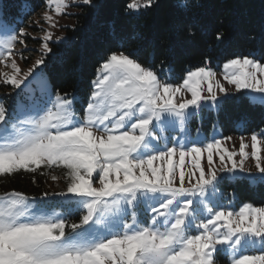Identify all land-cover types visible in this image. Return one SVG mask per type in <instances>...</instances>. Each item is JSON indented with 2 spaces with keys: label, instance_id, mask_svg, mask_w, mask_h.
Segmentation results:
<instances>
[{
  "label": "snow or ice",
  "instance_id": "6c2138e0",
  "mask_svg": "<svg viewBox=\"0 0 264 264\" xmlns=\"http://www.w3.org/2000/svg\"><path fill=\"white\" fill-rule=\"evenodd\" d=\"M77 3L99 6L47 0L56 16ZM155 6L157 0H129L124 11L138 16ZM42 19L40 58L26 70L17 62L27 63L26 54L16 51L28 47L26 30L0 21V84L15 92L0 99V177L29 173L36 183L44 176L60 190L0 193V264H264V207L229 209L218 194L226 178L218 173L251 176L249 160L264 181V129L251 134V144L241 135L238 150L227 146L232 136L201 144L185 130L235 93L259 94L264 103V53L228 59L223 82L206 56L173 83L155 61L146 64L121 43L97 62L85 98L50 87L45 61L56 55L51 43L65 38L53 39L51 29L61 26L48 11ZM188 34L195 35L191 27ZM225 38L217 31V46Z\"/></svg>",
  "mask_w": 264,
  "mask_h": 264
},
{
  "label": "trees",
  "instance_id": "16d2710c",
  "mask_svg": "<svg viewBox=\"0 0 264 264\" xmlns=\"http://www.w3.org/2000/svg\"><path fill=\"white\" fill-rule=\"evenodd\" d=\"M128 2L94 0L98 7H76L74 26L67 28L64 40L51 43L56 55L45 61L52 89L76 90L86 98L97 62L121 43L138 51L146 64L155 61L152 66L175 82L182 81L187 70L203 66L206 56L216 69L237 55L254 52L259 58L264 53V0H199L198 6L190 0L194 6L187 10L178 8L177 0H157L158 6L138 16L125 15ZM46 5L47 0H0L1 17L21 28ZM189 27L195 35L188 34ZM220 30L226 38L217 46L215 34ZM250 35L257 39L249 40ZM163 56L169 60L161 66ZM219 117L225 135L237 133V124L242 134H252L264 128V105L241 93L220 107ZM231 188L240 201L264 207V182L238 180Z\"/></svg>",
  "mask_w": 264,
  "mask_h": 264
},
{
  "label": "rangeland",
  "instance_id": "374dc122",
  "mask_svg": "<svg viewBox=\"0 0 264 264\" xmlns=\"http://www.w3.org/2000/svg\"><path fill=\"white\" fill-rule=\"evenodd\" d=\"M79 5H83L82 3H77L72 5L71 7H69L66 10V15L64 16H56L54 9H49L48 6L46 5V9L42 11V13L38 16H36L29 24L28 26H24L21 28H24L27 32V35L24 37V39L27 41V48H22V46H20L19 44L17 45L16 51L20 52L23 51L26 56H27V63L25 61H22L19 59V57H17V62L20 65V67L22 69H25L29 66L30 63L34 62L36 59L40 58V52H39V48H40V37L42 35L41 31H40V27H44L47 28V25L45 24L44 20L42 19L45 11H48L49 15H52L53 18L55 20L58 21L59 25L61 27L57 28V29H51V31H53L54 33V37L53 39L55 40L56 37L59 36H63L64 38H66V30L67 28H72L74 26V21L71 18L74 14L77 13V9L76 7ZM70 14V15H69ZM3 18L1 17V12H0V21H2ZM37 22H39V26L37 24ZM14 26L16 28H18V25L13 23ZM65 29V32H64ZM33 37H36L35 39H33ZM2 67V66H0ZM7 71H10V69H5ZM213 70H215L217 72V79H220L223 82V65L219 68H216ZM37 71H39V69H37ZM166 78L169 79L171 82L173 83H180V82H175L172 80L171 76L169 74H166ZM48 82L50 85V81L48 78ZM230 91H232V86L230 85H226ZM36 85H33V88H35ZM51 87V85H50ZM206 87V85H205ZM12 91L11 88L4 86L3 84H0V99L5 98V93ZM244 94L246 97L249 98V100L252 103H257V104H263L259 98V94L256 93H251V92H240V93H235V95L238 94ZM190 98V94H187ZM12 96H15V92L12 91ZM253 97H256L255 99H253ZM6 102L8 104H12V97H7ZM219 112H220V107L216 108V107H212L206 111H204L203 113H198L197 116L195 117L194 120L189 121L186 125H185V130H190V136H189V140L193 141V142H197V143H207V142H211L213 140V138L215 139H220L223 137H226L227 135H225L223 133V130L220 126V117H219ZM178 127V125H177ZM196 128H199V134L196 132ZM236 129H237V133H234L233 135H230L233 137V140L228 142L227 146L229 148H232V145H235L236 149L238 150L239 148V137L241 135L247 137V142L249 144H251V134H242V125L237 124L236 125ZM264 129V128H263ZM170 131V130H169ZM169 131H165L164 133H162V135L167 136L169 135ZM261 130L257 131L260 132ZM176 136H181L182 133L179 131H176L175 133ZM187 142V141H185ZM248 151H251V147H249ZM239 159V157H238ZM247 167L251 168V172L252 175L249 176L247 172L244 173H240V172H236V173H225V172H221L218 173V175L226 177L221 186L218 189V194H222L223 195V205H225L226 207H228L229 209H238L239 206L242 203H249V202H243L240 201L237 197V194L235 193L234 190H232L231 188V184L238 181V180H247L249 181V183L251 185H256L259 182H264L260 179H258V177L260 176V174L258 173V171L255 169L254 163L249 160L247 162ZM32 175L33 174H29V173H17L13 176H8V177H0V193L3 192H8V191H19V192H23L26 195L30 196V197H34V196H40L44 191H59L60 189L56 187L55 183L52 182L51 180H47V183H45L46 177L44 176H36V183L32 182ZM60 187H63V184L61 183ZM57 211H60L61 209H56ZM221 264H230V260L229 258H225L224 260L221 261Z\"/></svg>",
  "mask_w": 264,
  "mask_h": 264
}]
</instances>
